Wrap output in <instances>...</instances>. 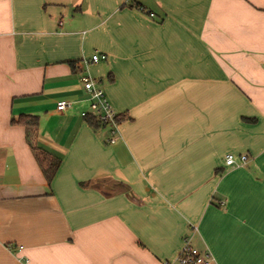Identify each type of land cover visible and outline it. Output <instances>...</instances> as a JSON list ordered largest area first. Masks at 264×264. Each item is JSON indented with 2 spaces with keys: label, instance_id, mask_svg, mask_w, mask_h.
Instances as JSON below:
<instances>
[{
  "label": "crops",
  "instance_id": "obj_1",
  "mask_svg": "<svg viewBox=\"0 0 264 264\" xmlns=\"http://www.w3.org/2000/svg\"><path fill=\"white\" fill-rule=\"evenodd\" d=\"M186 238L264 264V0H0V264H181Z\"/></svg>",
  "mask_w": 264,
  "mask_h": 264
},
{
  "label": "built area",
  "instance_id": "obj_2",
  "mask_svg": "<svg viewBox=\"0 0 264 264\" xmlns=\"http://www.w3.org/2000/svg\"><path fill=\"white\" fill-rule=\"evenodd\" d=\"M105 59V55L95 53L90 60H84V63L88 66L90 63H98L99 61ZM82 83L90 98V111H83L81 113L82 117L84 118L87 114L93 113L101 124L110 126L112 130V138L109 142L112 144L115 143L119 133L118 125L123 119L122 116L114 110L111 102L107 98L104 90L101 88L97 80L91 78L90 76H84L82 78ZM72 105V102L62 101L58 103L57 109L58 111H65ZM247 160L248 157L246 155H241L237 158L233 154H227L225 162L227 166L233 167L243 166L246 164ZM178 260L181 264H210L211 256L192 247L189 239L186 238Z\"/></svg>",
  "mask_w": 264,
  "mask_h": 264
},
{
  "label": "trees",
  "instance_id": "obj_3",
  "mask_svg": "<svg viewBox=\"0 0 264 264\" xmlns=\"http://www.w3.org/2000/svg\"><path fill=\"white\" fill-rule=\"evenodd\" d=\"M71 66L74 67L76 62H70ZM26 120H30L27 127V140L30 144L31 150L42 168L43 172L47 176L48 180L51 182L55 174L57 173L61 163L62 158L43 148L37 142L38 137V119L35 116H29L24 118ZM85 121L93 128L99 129L100 127L106 126L101 124L96 116L93 113H89L84 117ZM248 122L255 121L254 119H245Z\"/></svg>",
  "mask_w": 264,
  "mask_h": 264
}]
</instances>
